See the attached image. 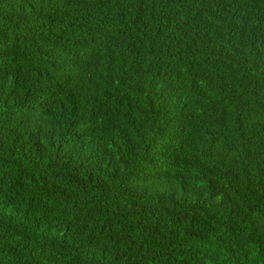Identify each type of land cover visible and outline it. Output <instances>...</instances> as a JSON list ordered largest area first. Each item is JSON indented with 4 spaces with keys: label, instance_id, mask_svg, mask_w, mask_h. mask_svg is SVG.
Here are the masks:
<instances>
[{
    "label": "trees",
    "instance_id": "1",
    "mask_svg": "<svg viewBox=\"0 0 264 264\" xmlns=\"http://www.w3.org/2000/svg\"><path fill=\"white\" fill-rule=\"evenodd\" d=\"M0 264H264V0H0Z\"/></svg>",
    "mask_w": 264,
    "mask_h": 264
}]
</instances>
